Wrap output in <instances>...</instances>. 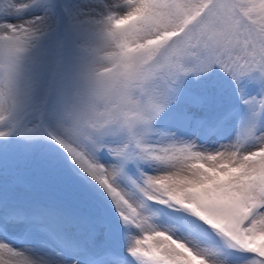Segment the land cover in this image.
<instances>
[{"label":"snow or ice","instance_id":"1","mask_svg":"<svg viewBox=\"0 0 264 264\" xmlns=\"http://www.w3.org/2000/svg\"><path fill=\"white\" fill-rule=\"evenodd\" d=\"M0 264H264V0H0Z\"/></svg>","mask_w":264,"mask_h":264}]
</instances>
